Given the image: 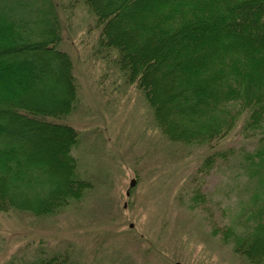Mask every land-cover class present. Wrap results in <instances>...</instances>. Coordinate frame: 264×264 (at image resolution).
Listing matches in <instances>:
<instances>
[{
    "label": "trees",
    "instance_id": "obj_1",
    "mask_svg": "<svg viewBox=\"0 0 264 264\" xmlns=\"http://www.w3.org/2000/svg\"><path fill=\"white\" fill-rule=\"evenodd\" d=\"M81 1L106 59L141 90L169 141L212 148L240 119L255 138L243 160L259 185L237 223L211 232L248 264H264V0ZM56 12L53 0H0V212L54 213L91 187L73 154L78 131L48 119L78 101ZM218 155L207 154L199 171ZM196 188L190 207L201 208ZM19 264L76 263L64 251Z\"/></svg>",
    "mask_w": 264,
    "mask_h": 264
},
{
    "label": "rangeland",
    "instance_id": "obj_2",
    "mask_svg": "<svg viewBox=\"0 0 264 264\" xmlns=\"http://www.w3.org/2000/svg\"><path fill=\"white\" fill-rule=\"evenodd\" d=\"M53 1L78 101L64 117L48 119L78 131L73 154L91 187L54 213L0 212V264L64 251L76 264H248L211 232L237 223L259 185L245 170L243 155L255 138L241 132L242 120L212 148L169 141L141 90L106 59L82 1ZM214 150L219 155L199 171ZM195 185L201 208L190 207Z\"/></svg>",
    "mask_w": 264,
    "mask_h": 264
},
{
    "label": "water",
    "instance_id": "obj_3",
    "mask_svg": "<svg viewBox=\"0 0 264 264\" xmlns=\"http://www.w3.org/2000/svg\"><path fill=\"white\" fill-rule=\"evenodd\" d=\"M134 180L132 179L131 181H130V186H133L134 185ZM128 193V192H127ZM176 264H180V263H176Z\"/></svg>",
    "mask_w": 264,
    "mask_h": 264
}]
</instances>
